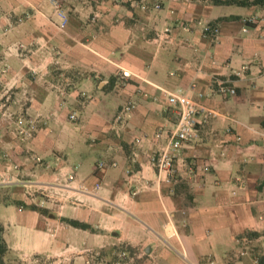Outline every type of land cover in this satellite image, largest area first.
<instances>
[{"label":"crops","instance_id":"0c3cea01","mask_svg":"<svg viewBox=\"0 0 264 264\" xmlns=\"http://www.w3.org/2000/svg\"><path fill=\"white\" fill-rule=\"evenodd\" d=\"M63 8L61 28L48 0H0L7 263L89 264V252L112 244L137 253L129 264H264V1ZM206 25L218 26L215 38ZM216 80L235 95L217 93ZM172 93L201 110L198 137L165 173L155 163L177 121ZM7 113L33 122L29 139L15 135ZM52 174L65 193L62 218L88 229L29 208Z\"/></svg>","mask_w":264,"mask_h":264},{"label":"built area","instance_id":"2783aa9c","mask_svg":"<svg viewBox=\"0 0 264 264\" xmlns=\"http://www.w3.org/2000/svg\"><path fill=\"white\" fill-rule=\"evenodd\" d=\"M50 3L54 12L61 18L62 23L60 24V27L63 28L65 26L66 17L61 10V1L50 0ZM256 21L255 17H250L245 20V23L255 24ZM203 31L207 36L215 38L219 33V28L216 25H206ZM216 86V91L219 94L233 96L236 93L235 89L228 85V82L216 80ZM166 101L169 106L176 110L177 121L169 138L168 145L159 155L155 166L160 172L171 173L176 152L183 144L192 142L198 137V123L196 116L201 108L191 98L182 93L169 94ZM69 118L73 120L75 119V116L71 114ZM123 118L124 112H120V114L116 116V121L118 122ZM22 123L23 121H19L18 125H21ZM26 135L30 136L28 133H26ZM208 264L216 263L213 260H209Z\"/></svg>","mask_w":264,"mask_h":264},{"label":"rangeland","instance_id":"374dc122","mask_svg":"<svg viewBox=\"0 0 264 264\" xmlns=\"http://www.w3.org/2000/svg\"><path fill=\"white\" fill-rule=\"evenodd\" d=\"M60 1H61V10L66 17V22H67V14L65 13V10L63 8V0ZM48 3L52 10V13L62 23L61 18L54 12L50 0H48ZM5 118L8 119L10 123H14L13 127L15 129V135H17V133L22 134L26 137V139H29L32 136V130L34 128L32 121L24 120L22 117H16L10 113L5 114ZM19 121H23V123L21 125H18ZM26 133L30 134V136H27ZM59 181H60L59 178L54 177V182H53V174H52V180H50L49 178L47 179L43 178L39 186L35 188V195L37 197V201L35 203H32L29 206V208L31 210L37 211L39 214L47 218L50 217L52 219L65 222L61 215L64 210V205H62L60 202H57V198H63V199L65 198V193L63 192V190H60L59 188L53 185L54 183L59 184ZM120 247H121L120 245L112 246V244H110L101 250L91 251L88 253L89 255L88 263L89 264H108V263L129 264V263H136L137 261H139L140 258L139 259L137 258L138 255L133 250L132 252L123 253ZM112 248H117L119 250L113 251ZM101 251L102 254H100ZM113 256L117 257L116 262H114V260L112 259Z\"/></svg>","mask_w":264,"mask_h":264},{"label":"trees","instance_id":"16d2710c","mask_svg":"<svg viewBox=\"0 0 264 264\" xmlns=\"http://www.w3.org/2000/svg\"><path fill=\"white\" fill-rule=\"evenodd\" d=\"M264 0H254L253 2H251L252 4H259V3H263ZM215 3H218V4H228V5H240V6H246V5H249L251 4L250 2L248 1H236V0H224V1H221V0H215ZM65 222H67L69 225H72L76 228H80V229H88V226L85 225V224H82L78 221H73V220H64ZM121 251L123 253H126V252H132L131 248L129 247H125V246H121ZM112 250H119L117 248H112ZM7 251H8V247H7V244L3 238V227L1 226L0 224V264H8L6 259H5V256L7 254ZM100 254H102V251L100 252ZM112 259L114 260V262H116L117 260V257H112ZM110 264V263H108Z\"/></svg>","mask_w":264,"mask_h":264}]
</instances>
